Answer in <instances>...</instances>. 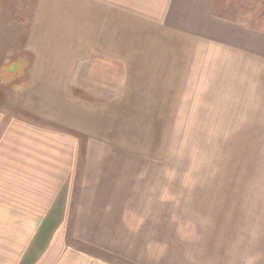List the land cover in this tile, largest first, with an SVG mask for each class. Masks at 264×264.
<instances>
[{"label": "rangeland", "instance_id": "rangeland-1", "mask_svg": "<svg viewBox=\"0 0 264 264\" xmlns=\"http://www.w3.org/2000/svg\"><path fill=\"white\" fill-rule=\"evenodd\" d=\"M66 2L0 0V182L38 128L83 134L46 264H264V57ZM212 14L264 33V0Z\"/></svg>", "mask_w": 264, "mask_h": 264}, {"label": "crops", "instance_id": "crops-1", "mask_svg": "<svg viewBox=\"0 0 264 264\" xmlns=\"http://www.w3.org/2000/svg\"><path fill=\"white\" fill-rule=\"evenodd\" d=\"M215 2L216 0H67L65 8L66 17L69 18L74 17L71 14L76 7L80 11L91 9L92 6L97 10L95 15L99 19L108 18L114 27L125 32L124 38L115 37L116 40L136 41L137 36H140V25H160L168 33L180 34L186 40L221 36L242 44H234L235 48H228L229 50H246L264 57V33L240 28L228 21L221 23L222 20L212 14ZM81 15L87 16L89 12L85 11ZM135 46L138 47L135 51L140 50L137 43ZM140 55L145 54H137V57ZM112 58L120 59L115 55ZM75 130L81 131L69 129L66 130L68 135L62 136L58 131L48 133L43 132V128H38V136L31 148H23L16 173L11 175L9 172V181L0 182V216H3L0 264H46L54 253L51 244L56 234L64 231L69 212L80 151V148L75 147L83 136ZM49 249V253L44 255ZM68 251V256H72L71 250Z\"/></svg>", "mask_w": 264, "mask_h": 264}, {"label": "trees", "instance_id": "trees-1", "mask_svg": "<svg viewBox=\"0 0 264 264\" xmlns=\"http://www.w3.org/2000/svg\"><path fill=\"white\" fill-rule=\"evenodd\" d=\"M15 65L17 66V70H16L14 73H12V74H15L18 70L21 69V66H19V65H17V64H15ZM3 71H4V68H3Z\"/></svg>", "mask_w": 264, "mask_h": 264}]
</instances>
